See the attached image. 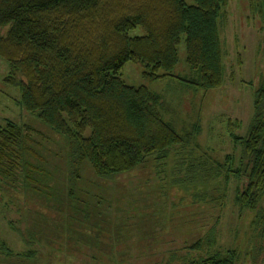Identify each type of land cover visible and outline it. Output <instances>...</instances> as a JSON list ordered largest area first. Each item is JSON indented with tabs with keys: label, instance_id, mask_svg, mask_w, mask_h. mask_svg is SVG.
I'll return each mask as SVG.
<instances>
[{
	"label": "trees",
	"instance_id": "16d2710c",
	"mask_svg": "<svg viewBox=\"0 0 264 264\" xmlns=\"http://www.w3.org/2000/svg\"><path fill=\"white\" fill-rule=\"evenodd\" d=\"M226 2L0 0V60L6 66L2 81L18 89V103L25 111L64 138L66 158L85 161L97 177L129 172L148 159L165 160L193 138L196 125L177 132L161 117L160 97L143 85H125L119 71L131 61L142 67L147 81L170 76L193 89L218 87L221 51L216 19ZM246 2L251 13L264 19V0ZM134 27L143 34L127 36ZM181 37L188 79L170 74ZM262 87L253 92V116L245 134L231 135L238 148L235 162L226 156L222 163L212 161L207 167L204 162L188 164L184 179L193 180L194 174L201 180L218 178L224 186L229 179L236 181L233 204L253 212L250 224L260 226L259 238H264V207L259 205L264 196V112L258 109ZM228 124L229 129L237 126ZM24 128L7 120L0 123V181L35 190L33 167L26 159L30 138ZM212 245L211 233L195 240L185 249L204 246V254H185L181 263L236 264L234 250L209 253ZM33 253H13L0 242L5 257L24 262Z\"/></svg>",
	"mask_w": 264,
	"mask_h": 264
},
{
	"label": "rangeland",
	"instance_id": "374dc122",
	"mask_svg": "<svg viewBox=\"0 0 264 264\" xmlns=\"http://www.w3.org/2000/svg\"><path fill=\"white\" fill-rule=\"evenodd\" d=\"M221 12L218 87L193 89L170 76L147 81L140 65L123 63L119 77L125 85H143L157 94L162 119L177 132L192 124L196 132L165 160L148 159L110 178L95 176L85 161L66 158L64 138L25 111L18 89L3 83L6 66L0 60V123L28 128L26 159L35 180V190L0 181V242L13 253L34 251L24 262L0 254V264H182L185 254H204V246L185 248L210 233L209 253L231 249L236 264H249L250 254L252 264H264L260 226L250 224L253 212L238 210L232 201L237 182L229 179L224 186L218 178L201 180L195 174L184 180L188 164L207 167L226 156L235 162L238 148L231 135L245 134L254 90L263 86L264 94V19L251 13L246 0H227ZM142 34L139 27L127 31L129 37ZM176 53L170 74L188 79L182 37ZM258 109L264 112V95ZM228 121L237 126L229 129ZM259 205L264 207V196Z\"/></svg>",
	"mask_w": 264,
	"mask_h": 264
}]
</instances>
